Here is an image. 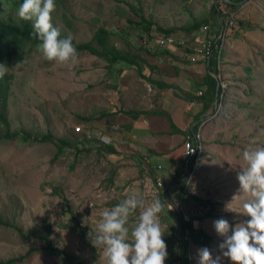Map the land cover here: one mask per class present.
I'll use <instances>...</instances> for the list:
<instances>
[{
    "label": "rangeland",
    "instance_id": "rangeland-1",
    "mask_svg": "<svg viewBox=\"0 0 264 264\" xmlns=\"http://www.w3.org/2000/svg\"><path fill=\"white\" fill-rule=\"evenodd\" d=\"M122 1L55 0L53 24L60 34L71 37L78 44L90 42L99 27L124 32L131 40L147 41L142 29L127 21L128 18L134 22L141 21L140 13L131 11L130 4L141 7L147 19L162 27H183L193 19L209 18L210 25L206 26H209L210 34L215 22L224 25L223 32L219 33H222V56L226 59L224 65L235 78V84L228 85L226 80L222 83L224 92L215 119L240 121L237 131L228 127L229 138L225 140L231 142L233 134L238 138L235 143L240 144V161L236 162L238 165L235 168L243 170L246 167L243 152L264 148V0H247L236 11L229 6V0ZM121 11L127 14H121ZM232 19L233 25H227ZM153 33L154 41L161 36L157 31ZM174 35L176 40L187 41L192 47V43L197 44L207 37V31L202 27L191 38L182 31ZM110 42L118 43L119 40L113 37ZM26 51L25 61L7 72L11 75V82L6 109H0V113L4 112L9 121V133L23 132L34 139L37 134L50 132L55 138L75 136L83 142L86 137L98 142L90 153L83 150L76 154L67 150L54 159L57 153L54 143L22 142L17 137L1 139L7 134V128L0 120V219L12 225L6 227L0 224V260L7 261L26 254L29 249L44 247L43 241L24 239L16 228L24 235L29 232L44 235V224L48 222L53 232L51 240L57 247L77 256L85 264H106L102 248L92 244L89 233L94 237L101 213L122 201V193L126 189L124 185L130 180L123 182L122 178L127 176L128 168L123 163L127 160L119 159L121 152L112 155L98 151L97 148L102 145L99 139L107 135L103 122L85 124L78 118L95 116L82 115L98 110L85 95L88 88L84 89L83 97H74L72 81L74 72L80 69V59L77 58L76 63L69 67L44 59L37 49L29 47ZM77 54H85L86 58L91 56L87 52ZM79 127L81 131L77 132ZM115 168V181L111 185L109 178ZM237 176L235 180L238 182ZM159 191H152L151 194L156 196ZM236 196L240 202H225L221 207L217 206L215 213L222 215L223 219L225 215L231 220L240 218L237 225H241L250 219L243 213L247 197L242 192ZM150 203L145 202V206ZM174 203L181 208L180 201ZM183 206L189 215L193 213L188 206ZM208 210L205 209V212ZM140 211L142 209L137 211V216ZM160 223L164 232L162 238L167 245L166 263L171 253L179 251L178 243L173 240L175 232L170 228V222L162 215ZM236 223H231V228H235ZM223 242L224 239L217 236L211 244V254L213 258L221 257L220 264H233L222 255L219 245ZM187 253L190 264H198L195 246L189 245ZM19 264L64 263L57 256L38 251Z\"/></svg>",
    "mask_w": 264,
    "mask_h": 264
},
{
    "label": "crops",
    "instance_id": "crops-1",
    "mask_svg": "<svg viewBox=\"0 0 264 264\" xmlns=\"http://www.w3.org/2000/svg\"><path fill=\"white\" fill-rule=\"evenodd\" d=\"M111 31L110 40L115 37L119 42L110 43L124 54L89 58L78 54L80 69L74 72L72 87L74 97L78 98L88 88L85 95L98 110L82 116L106 114L92 123L105 124L106 136L110 138L106 144L113 143L117 153L121 152L119 159L127 160L123 162L128 168L127 176L122 178L123 182L130 180L124 185L122 200L137 192L145 202L157 198L162 202L160 193L166 192L169 199L164 202H185L190 200L189 195L219 207L225 202H240L236 196L241 195L240 184L235 180L240 171L235 168L240 161V144L235 143L238 140L235 134L231 142L225 140L229 138L228 127L237 131L240 121L216 120L214 116L220 103L219 87L225 80L228 85L235 84L233 74L224 65L223 53L218 54L217 64L210 65L211 58L207 61L187 58L190 50L181 46L160 48L157 40H131L124 32ZM213 86L216 96L209 105L207 93ZM206 119L202 127L206 154L191 191L180 197L184 185L182 180L174 179L172 172L181 173L185 137ZM158 180L164 184L163 189L157 188ZM158 189V196L151 194ZM223 217L230 226L235 221L236 225L240 223V218ZM221 218L219 214L199 224V228L213 237V242L220 237L214 221ZM201 248L195 246L197 251Z\"/></svg>",
    "mask_w": 264,
    "mask_h": 264
},
{
    "label": "clouds",
    "instance_id": "clouds-1",
    "mask_svg": "<svg viewBox=\"0 0 264 264\" xmlns=\"http://www.w3.org/2000/svg\"><path fill=\"white\" fill-rule=\"evenodd\" d=\"M55 11V0H23L17 15L32 22L31 36L39 41L37 49L44 59L70 67L77 61V50L71 37L61 38L60 30L54 26ZM7 72L8 66L0 64V80ZM101 139L110 143L107 136ZM243 160L246 167L238 172L237 178L240 192L247 197L243 213L250 219L231 228L221 218L214 221V228L224 238L219 245L223 257L233 264H264V148L245 150ZM139 209L142 211L137 216ZM164 212L165 204L158 198L145 206L143 197L132 192L101 213L96 234L92 237L89 233V237L96 248H102L106 264H165L168 253L160 223ZM198 257V264H220L221 260L220 256L213 258L206 247L198 250Z\"/></svg>",
    "mask_w": 264,
    "mask_h": 264
},
{
    "label": "trees",
    "instance_id": "trees-1",
    "mask_svg": "<svg viewBox=\"0 0 264 264\" xmlns=\"http://www.w3.org/2000/svg\"><path fill=\"white\" fill-rule=\"evenodd\" d=\"M117 3H122V0H113ZM247 0H229V6L233 11H236L242 3L246 2ZM23 3V0H0V64H5L8 66V69L12 68L16 64H20L23 61H25L27 54L26 49L31 47L34 49H37V44L39 41L35 40L31 36V32L33 31L32 22L30 21H23L21 20L18 15V7L20 4ZM131 11H134L135 13H140V22H134L131 19H127V21L130 24L135 25L137 28H141L142 31L145 33L147 40L151 41L154 39V31L159 32L161 35L165 36H173L176 32L182 31L185 34L189 35L190 38L192 36H196V33L199 32L202 27L206 25H210V19L204 18L202 20H196L193 19L192 22L189 25L183 26V27H162L158 23H155L152 20H149L145 17L143 14L141 7H133L130 4L128 5ZM217 12H220L218 8H215ZM121 14H127V12H120ZM216 28H219L216 30ZM224 28V25H220L217 22L213 24V30L210 33V36L213 37V39H218L219 33ZM248 28L251 30L253 27L248 26ZM112 36V31L109 28L106 27H99L92 40L90 42L81 43L78 44L74 39H72V42L74 46L76 47L77 53L79 52H87L91 55H95L98 57H107V56H121L124 54L123 52L116 49L115 46H113L110 43V38ZM68 36L65 34H61V38H67ZM222 40L219 39L217 42L218 49L221 45ZM188 43V42H186ZM38 50V49H37ZM39 54H42L40 51H38ZM219 53H215V56L211 58L210 65L216 63ZM11 82V75L6 74L5 77L0 80V109L4 111L6 109V103L8 99V91H9V85ZM223 88L220 86L217 97L220 101V97L222 95ZM216 96V87H209V91L207 93V100L209 105L213 102V99H215ZM106 116V114H101L100 116H87V117H78L83 123L85 124H92L94 120H100L103 119ZM0 120L4 124V126L7 128V134H5L4 137H1V139H13V138H20L22 142H28V141H34V142H40V143H54V145L57 148V153L54 156V159H57L59 156L64 154L67 150L75 151L76 154H79V152L85 150L86 152L90 153L95 145L97 144L98 140L95 139H88L84 137L83 142H79V139L77 137H67V138H55L53 134L50 132L45 134H37L34 139H32V136H30L27 133L18 132L15 134L9 133V121L6 118L4 112L0 113ZM173 125V124H172ZM99 143L102 144L97 149L99 152L108 153L112 155H116L117 151L111 144H106L101 139H99ZM116 168L112 170L111 176L109 178V182H111V185L114 184L115 181V175H116ZM183 185V183H181ZM184 190L183 187H181L180 190V197H182ZM160 195L162 196V203L165 204V212L162 215L163 219L170 222L172 229L175 234L172 236L173 240H176L178 243V252L177 253H171V258L165 263V264H176L179 261L182 262V264H190L189 262V255L187 253L189 245H193L196 247H202V248H208L212 242L213 237L206 233L203 229L199 228L200 222H202L206 218H214L216 217V210L217 206H219L216 203H213L211 201H204L202 199H199L196 196H188L193 200H196V202H190V200H184V204L189 207V209L193 212L191 214V220L189 222H186L183 218L182 213L179 211L177 206L174 202H164L165 200H168V195L166 192H161ZM208 208L209 210L204 213L203 215L196 214V209L198 207ZM194 209V210H193ZM75 218V217H73ZM195 222H198V224H195ZM0 224L4 225L6 227H12V225L9 222H3L0 219ZM78 225V224H77ZM16 230L20 233V236H22L24 239L26 238L31 239L35 238L37 240L43 241L45 243V246L42 248H35V249H29L26 254L20 255L16 258H11L7 261H1L0 264H19L22 263L26 258H28L32 253L38 252V251H45L51 256H57L61 259V261L64 264H85L82 262L80 258L77 256H74L72 254L67 253L63 249L57 247L51 240L52 235V229L48 222H45L44 224V235H37L34 232H29L27 235H24L23 232L16 228Z\"/></svg>",
    "mask_w": 264,
    "mask_h": 264
},
{
    "label": "built area",
    "instance_id": "built-area-1",
    "mask_svg": "<svg viewBox=\"0 0 264 264\" xmlns=\"http://www.w3.org/2000/svg\"><path fill=\"white\" fill-rule=\"evenodd\" d=\"M234 21L233 19L227 22V25H233ZM209 26H205L204 30L207 31V37L196 43H192V47H189L188 44L186 43L187 41H178L176 38L173 36H165L161 35L157 39V46L160 48H167L169 46H181L185 50H190V52H187V58L190 57L192 60H204L207 61L210 58H212L215 53H219V56L223 53V45H220L218 49L217 42L219 39H221L222 33L219 35L218 39H213V37L208 34L209 32ZM224 28H222L223 32ZM220 59V57H219ZM219 105H217L216 111L214 116L217 115V110ZM208 120H204L203 122L200 123L199 127L197 130L190 132L184 140L183 144V159H182V170L181 173L178 172H172V175L174 179H179L182 180V183L184 185V195H187L191 189L192 186L195 182V178L197 176V173L199 171V168L201 166V163L205 157V151H206V146H205V140L202 134V127L203 125L207 122ZM77 132L81 131V128H76ZM157 185L159 188L163 189L164 184L161 182V180H158ZM181 208H178L179 211L182 213L183 218L186 222H189L191 220V215L188 214L186 209L184 208L183 204L184 202L181 200ZM198 207L196 209V214L198 215H203L205 212V208H200ZM204 209V210H201ZM207 209V208H206Z\"/></svg>",
    "mask_w": 264,
    "mask_h": 264
}]
</instances>
